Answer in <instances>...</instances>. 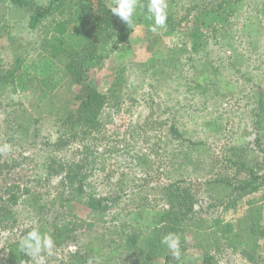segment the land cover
<instances>
[{
  "label": "trees",
  "instance_id": "1",
  "mask_svg": "<svg viewBox=\"0 0 264 264\" xmlns=\"http://www.w3.org/2000/svg\"><path fill=\"white\" fill-rule=\"evenodd\" d=\"M241 1L190 0L184 7L183 0H167L166 28L176 34L172 48L173 54L178 55L176 59L194 60L206 52L212 41L226 37L233 27ZM8 2L9 5L0 0V38L9 33V26L2 19L10 7L26 11L31 28L36 29L45 22L50 27L41 41L40 50L33 57L31 54L20 55L9 66L0 60V92L31 96L38 102L40 112L46 111L47 117L52 119L57 136L53 141H43L40 149L44 159L35 165L34 174L25 171L18 177V183L5 179L4 167L0 164V233L15 228L20 233L19 238L10 244L9 254L1 264H32L31 258L18 250V242L33 227L53 237V254L71 246L76 248L67 264H90L98 258L107 264H219L216 255L222 246L254 264H264V244H260L264 239V226L257 227L261 214L259 207L253 205L258 202L254 195L262 190L260 179L264 177L252 173L249 181L239 184L225 178L207 182L209 186L223 183L231 189L228 209L238 207L240 203L251 208L250 214L241 219L237 227L223 223L218 217L197 218L198 190L190 179L184 178L185 175L193 176L187 172V166H184L185 173L180 178L162 186L158 191L159 200L155 197L154 200L132 203L128 208L121 207L138 187L150 183L143 178L140 186L136 183L127 185L123 181L124 174L107 192L100 189L106 185L99 177L106 156H119V150H115V146L108 147L106 141L122 142L118 141V136L108 134L100 116L108 107L116 108L123 102L124 89L118 81L108 82L111 71L101 75L99 72L95 74L97 69L93 68H101L97 66L103 67L107 63L113 71L124 63L135 61V49L128 35L135 23L147 18V0H138L132 27L123 25V21L110 12L111 0H49L46 5L34 0ZM79 4L86 6L92 16V21L84 29L79 28L70 10ZM182 9L185 13L181 15ZM204 61L203 67H210L209 62ZM208 79L209 74L202 73L194 89L203 91L206 87L200 82ZM15 106L11 112L13 125L7 123L8 138L20 146H28V150L35 148L39 134L32 131V127L36 120L27 116L22 101ZM204 127L211 134L222 131L217 120L205 121ZM253 131L254 143L263 152L262 90L257 94ZM170 133L175 141L186 142L188 146L178 153H169L171 158L168 157L166 162L167 169L180 171L181 162L194 165L197 162L196 149L202 143L187 140L175 122H171ZM14 134L22 139L17 137L15 140ZM100 148L103 153H99ZM70 151V157L62 155ZM122 164L125 169L133 168L136 174L145 177L152 171L150 155L142 149L135 155H126ZM227 164L242 167L230 159ZM54 179H59L55 193L50 199H44L36 188L49 186ZM249 196L251 198L246 199ZM159 201L162 204H158ZM250 220L253 222L243 234L244 225ZM168 233H177L181 237L179 260L161 243Z\"/></svg>",
  "mask_w": 264,
  "mask_h": 264
},
{
  "label": "rangeland",
  "instance_id": "2",
  "mask_svg": "<svg viewBox=\"0 0 264 264\" xmlns=\"http://www.w3.org/2000/svg\"><path fill=\"white\" fill-rule=\"evenodd\" d=\"M34 1L40 5L49 2ZM183 1L184 7L190 3V0ZM4 2L9 5L8 0ZM113 3L114 0H111V4ZM70 10L73 11L79 28H86L92 21V16L84 5L79 4ZM7 13L2 20L8 24L9 33L0 38V60H3L5 66H9L20 55L31 54L30 57H33L37 54L41 41L49 33L47 22L36 29L31 28L26 11L10 7ZM182 13H185L183 9L181 15ZM118 19L122 21L119 17ZM51 20L52 17L49 21ZM121 23L126 25L125 22ZM151 23L147 18L141 23H135L128 35L136 53L133 63H124L120 69L113 71L107 63L103 67L97 66L101 68H93L95 71L97 69L95 74L99 72L105 75V71H111L110 77L107 74L108 82L118 81L124 89L123 102L116 108L108 107L100 116L108 134L115 138L118 136V141H122H106L108 147L115 146V150H119V156H106L105 166L101 168L99 175L106 185L100 189L107 192L124 174L123 181L127 185L136 183L140 186L143 178L150 183L146 187H138L131 198L122 202L121 207L128 208L140 201L154 200L155 197L159 200L161 198L158 191L162 186L180 178L185 173L184 166H187V172L193 176L185 175L184 178L190 179L198 190L197 218L218 217L223 223L237 227L238 222L250 214L251 208L240 203V206L228 209L226 205L230 201L231 189L223 183L209 186L207 182L225 178L233 184H239L249 181L252 173L264 177V151L257 149L253 131L257 94L259 90L264 91V0L241 1L236 9L233 27L227 36L212 41L205 53L197 55L191 61L183 58L178 60V55L173 54L176 34L167 28L153 33L149 31ZM204 59L209 62L210 67H203ZM204 72L209 74V79L200 82L206 88L198 91L194 89L195 82ZM102 81L107 82L104 79ZM19 101L27 108V116L31 115L36 120L32 131H38V145L30 150L27 149L28 146H20L11 141L7 134L9 124L13 125L12 109ZM37 103L26 94L0 92V147L4 144L11 145L10 152L0 153V164L4 167L5 179L12 183H18L17 178L25 171L34 174L35 165L44 159L41 144L46 140L53 141L57 136L52 119L47 117L46 111L40 112ZM211 120L219 121L222 131L213 134L207 132L204 122ZM171 122L176 123L187 140L202 143L195 152L197 162L194 165H183L181 162L180 171L167 169L166 162L168 157L171 158V151L178 153L188 143L181 144L173 139L170 133ZM17 137L22 139L14 134L15 140ZM140 149L149 154L152 161V171L148 177L136 174L133 168L125 169L122 164L126 155H135ZM99 153H103V148H100ZM71 154L70 151L62 155L70 157ZM176 155L178 154L174 156ZM228 159L242 167L228 166ZM107 176L109 177L105 179ZM58 181L59 179H54L51 185L36 190L42 192L44 199H50L55 193L54 188ZM260 182L262 190L254 195L258 202L253 204L259 207L261 214L260 225L257 227L264 226V179H260ZM250 198L251 196L246 197ZM158 204L162 202L159 201ZM251 222L253 221H246L243 234ZM19 236L17 228L0 233V264L9 254L10 244ZM260 244H264V239ZM75 249L71 246L48 255L46 264H67ZM227 249L222 246L217 253L219 264H254L244 256ZM90 264L107 263L98 258Z\"/></svg>",
  "mask_w": 264,
  "mask_h": 264
},
{
  "label": "clouds",
  "instance_id": "3",
  "mask_svg": "<svg viewBox=\"0 0 264 264\" xmlns=\"http://www.w3.org/2000/svg\"><path fill=\"white\" fill-rule=\"evenodd\" d=\"M138 7V0H114L110 6V12L119 17L129 27L134 24V16ZM147 19L152 23L149 25V31L157 33L161 29H166L168 21L167 0H147ZM11 151L10 144H4L0 147V153ZM161 243L167 247L171 255L179 260L181 256V237L177 233H168ZM55 241L47 232H41L38 227H33L21 237L18 242V250L31 258L33 264H46L47 255L53 254Z\"/></svg>",
  "mask_w": 264,
  "mask_h": 264
}]
</instances>
